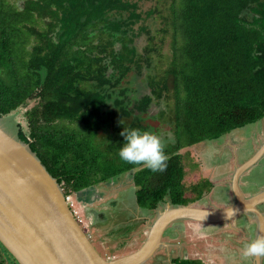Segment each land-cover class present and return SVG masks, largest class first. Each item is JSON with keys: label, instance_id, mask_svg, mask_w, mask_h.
Returning <instances> with one entry per match:
<instances>
[{"label": "trees", "instance_id": "16d2710c", "mask_svg": "<svg viewBox=\"0 0 264 264\" xmlns=\"http://www.w3.org/2000/svg\"><path fill=\"white\" fill-rule=\"evenodd\" d=\"M154 1L145 12L140 0H0V119L27 108L18 137L66 197L130 173L141 209L195 203L214 185L188 150L264 119V0ZM153 16L171 57L132 107L123 84L157 50L148 27L134 26ZM141 34L146 57L134 46ZM162 101L150 119L149 107ZM153 127L168 136L166 170L122 161L124 128Z\"/></svg>", "mask_w": 264, "mask_h": 264}, {"label": "rangeland", "instance_id": "374dc122", "mask_svg": "<svg viewBox=\"0 0 264 264\" xmlns=\"http://www.w3.org/2000/svg\"><path fill=\"white\" fill-rule=\"evenodd\" d=\"M140 3L141 9L145 12L156 5L154 0H140ZM143 25L148 27L151 36L154 37V47L157 50L149 54L151 57L149 63L143 62L142 72L137 74L138 69L133 68L134 73L128 77L129 83L123 84L129 88L131 98L129 103L132 107L145 95L151 94L148 76L160 75L166 71L169 62L167 59L171 57L170 37L168 36L164 43L161 42L163 36V33L160 32V28L163 27L161 19H155L153 16L145 22H139L134 26L135 31L139 33ZM148 44L146 34H141L135 39L134 46L139 55L147 56L145 50ZM33 104L31 103L30 106ZM164 108L165 102L162 101L160 104L153 102L148 109L149 118L152 119ZM26 111L27 108H20L1 118L2 125L8 132L15 135H18L21 129L27 131ZM149 131L154 132V127ZM159 132L162 142L167 143L166 132ZM263 133L264 119L235 130L217 141L203 142L188 150L191 165H197L200 172L199 177L202 176L203 179H208L215 184V190L194 203L196 207L223 209L232 204L228 203L227 199H223L225 186L229 187L235 169L240 166H237L236 163L241 162L244 157H248L254 151L255 142L264 139L261 137ZM250 179H254V177H250L248 180ZM243 189L247 196L253 192V190H247L246 187ZM167 203L161 204L156 211L141 209L136 201L132 175L126 173L114 180L96 185L86 194L73 195L70 205L98 252L105 259H117L137 251L145 243L149 226L153 224L158 212L163 210ZM204 225L206 224L199 226L197 223L188 221L170 225L165 233L166 237L163 238V242L167 243L169 247L159 249L144 264H171L172 259L176 258H196L198 257L197 251L205 254L210 251L209 242L221 243V240H224L223 246L228 249H234L237 246L236 238L240 235L231 231L227 225ZM204 235L207 237L205 238ZM229 256L225 255L226 261L227 258H230ZM234 258L235 263L240 264L239 256ZM0 264H16L1 246Z\"/></svg>", "mask_w": 264, "mask_h": 264}, {"label": "water", "instance_id": "95a60500", "mask_svg": "<svg viewBox=\"0 0 264 264\" xmlns=\"http://www.w3.org/2000/svg\"><path fill=\"white\" fill-rule=\"evenodd\" d=\"M264 157V142L249 160L237 167L232 185L235 202L223 209L196 207L194 203L166 204L151 226L145 243L135 252L105 259L84 231L62 186L42 164L28 143L11 134L0 119V244L18 264H144L169 245L163 242L168 227L176 222L230 224L243 214L252 215L264 236V189L247 197L240 180ZM235 214L226 219L225 210ZM207 215L201 222L200 213ZM259 261V260H258Z\"/></svg>", "mask_w": 264, "mask_h": 264}, {"label": "clouds", "instance_id": "9594fccd", "mask_svg": "<svg viewBox=\"0 0 264 264\" xmlns=\"http://www.w3.org/2000/svg\"><path fill=\"white\" fill-rule=\"evenodd\" d=\"M121 136L124 138V143L119 148L118 155L122 161L142 164L153 172L166 170L167 155L164 151V143L157 133L139 128H124ZM224 210L226 219H231L235 214L232 207ZM206 215V211L200 213L201 222ZM242 256L264 260V237L256 236L246 243L242 248Z\"/></svg>", "mask_w": 264, "mask_h": 264}, {"label": "crops", "instance_id": "0c3cea01", "mask_svg": "<svg viewBox=\"0 0 264 264\" xmlns=\"http://www.w3.org/2000/svg\"><path fill=\"white\" fill-rule=\"evenodd\" d=\"M261 137L264 138V133L261 134ZM263 142H264V139L262 141L260 140V141L255 142L254 151L252 153H250V155L248 157L247 156L244 157L241 162H237L236 165L237 166L242 165L244 162H246L252 156H254L256 154V152L259 150V148L261 147V145L263 144ZM256 171H261V172L264 171V157L260 160L259 164L256 166ZM248 182L251 185H253L254 187L256 185H258V184L255 185V184L251 183L250 181H248ZM245 184L242 182V185H245ZM262 184H263V187L261 189H264V181ZM213 185L215 186L214 182H213ZM214 186H213L212 190H215ZM227 187L228 186H225L226 189L229 188V187L228 188ZM245 187L248 188L246 185H245ZM247 190L251 191L250 188H248ZM259 191L260 190L257 189L252 193L250 192L251 193L250 195H254L253 193L259 192ZM262 212L264 213V204L262 205ZM188 222H193V221H188ZM193 223H197V225H199V226H202L203 224H205V223H199V222H193ZM206 225H204V226H206ZM213 225L218 226L219 224H213ZM220 225H222V224H220ZM210 226H212V225H210ZM227 226L230 228L231 231L237 232L240 235L238 238L235 237L237 240V246L234 249H228V248H226V246H223L224 240H221V243H217V241H215V243L209 242L208 247H209V250L211 252L208 251L205 254L201 251H197L198 253H196V254L198 257L192 258V259L201 260L205 264H236L235 263L236 260L234 257L239 256L240 264H264V260L258 261L257 259L252 258V257L244 258L242 256L243 246L246 243L250 242L252 239L256 238V236H259V225H258V222L255 220V218L252 217L251 215H245V217L243 215H241V216L236 217L230 224H227ZM221 230H222V228L220 229V231ZM204 237L206 238L207 235H204ZM235 245H236V243H235ZM233 250H236V251L234 252ZM194 253H195V251H194ZM225 255L226 256L230 255L229 256L230 258L226 257L227 261L225 259ZM219 257H220V259H219Z\"/></svg>", "mask_w": 264, "mask_h": 264}, {"label": "flooded vegetation", "instance_id": "af4514ba", "mask_svg": "<svg viewBox=\"0 0 264 264\" xmlns=\"http://www.w3.org/2000/svg\"><path fill=\"white\" fill-rule=\"evenodd\" d=\"M259 164V163H258ZM257 164V165H258ZM256 165V166H257ZM256 166H254L252 169H250L247 173H245L243 176H242V178H241V180H240V185H241V188H242V190H243V192H244V187H245V185L248 187V188H250L251 190H253V192L256 190V189H258V190H261V188L263 187V181H264V171H256ZM250 174V175H249ZM233 176H234V174H233ZM250 177H254V179H250V180H248ZM232 180H233V177H232ZM232 180H231V182H230V184H229V188L228 189H226L225 190V193H224V196H223V199H227V201H228V203H234L235 202V196H234V193H233V185H232ZM245 184L246 182V184L245 185H242V182ZM248 181H250L251 183H253V184H258V185H256L255 187L253 186V185H251ZM248 188H246V189H248ZM245 193V192H244ZM256 193H258V192H255V193H253V194H256ZM246 195V194H245ZM247 196V195H246ZM251 196V195H250ZM247 197H249V196H247ZM231 204V205H232ZM230 205V206H231ZM227 207H229V206H227ZM257 208L262 212V205H258L257 206ZM245 215L246 214H243V216L245 217ZM252 216V215H251ZM253 217V216H252ZM176 223H179V222H176ZM176 223H174V224H176ZM219 224H222V225H227L228 223H219ZM167 232V231H166ZM164 237H166V236H164Z\"/></svg>", "mask_w": 264, "mask_h": 264}, {"label": "built area", "instance_id": "2783aa9c", "mask_svg": "<svg viewBox=\"0 0 264 264\" xmlns=\"http://www.w3.org/2000/svg\"><path fill=\"white\" fill-rule=\"evenodd\" d=\"M67 199H68V201H69V203L71 202V197H67Z\"/></svg>", "mask_w": 264, "mask_h": 264}]
</instances>
